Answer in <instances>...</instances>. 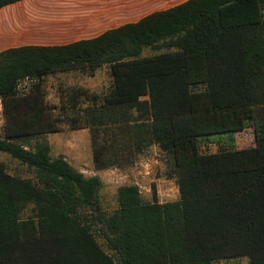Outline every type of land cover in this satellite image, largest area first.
Listing matches in <instances>:
<instances>
[{
	"label": "trees",
	"instance_id": "16d2710c",
	"mask_svg": "<svg viewBox=\"0 0 264 264\" xmlns=\"http://www.w3.org/2000/svg\"><path fill=\"white\" fill-rule=\"evenodd\" d=\"M104 67L108 89L60 87L59 106L45 101L46 75ZM26 79L36 83L20 90ZM0 99V153L32 173L0 164V264H264V0H189L95 39L8 50ZM64 124L90 130L95 171L159 146L180 200L145 204L122 186L118 208L96 215L100 180L50 154L47 135ZM250 125L252 148L201 149Z\"/></svg>",
	"mask_w": 264,
	"mask_h": 264
},
{
	"label": "rangeland",
	"instance_id": "374dc122",
	"mask_svg": "<svg viewBox=\"0 0 264 264\" xmlns=\"http://www.w3.org/2000/svg\"><path fill=\"white\" fill-rule=\"evenodd\" d=\"M147 50L144 55H152ZM20 90L32 86L28 79L24 80ZM69 86H80L87 88L90 92L100 93L110 86V77L101 71L95 78H83L74 75L68 78ZM72 84V85H71ZM5 119L3 108L0 110V137L3 136ZM62 130L50 134L48 142L53 159L63 157L77 171L86 178H98L101 182L97 198L98 211L102 216L111 215L119 206L118 190L122 186H137L143 203L165 204L180 200V191L177 176L169 156L157 145L144 148L141 152L133 153L127 162L129 155L127 151L120 153L117 157L122 166L113 167L104 171H95L92 157L91 139L86 131L74 130L69 124H64ZM233 146L237 149H247L255 146V135L253 126L235 134L233 142L228 138L211 137L200 142L204 152L214 153L220 146ZM0 164H3L7 172L21 178H32L31 171L9 155L0 153ZM95 206V207H96ZM31 214L30 211L27 215ZM100 215V216H101ZM26 217V216H25ZM96 234L98 243L103 249L111 254L105 241L104 233L107 232L101 221L96 222Z\"/></svg>",
	"mask_w": 264,
	"mask_h": 264
},
{
	"label": "crops",
	"instance_id": "0c3cea01",
	"mask_svg": "<svg viewBox=\"0 0 264 264\" xmlns=\"http://www.w3.org/2000/svg\"><path fill=\"white\" fill-rule=\"evenodd\" d=\"M187 1L20 0L0 8V54L23 47L53 48L95 39L108 31L137 23L153 13L169 10ZM101 71L109 76L107 67L94 77H88L87 73L76 69L49 74L45 76L40 89L47 103L59 106V88L69 86L68 78L74 75L85 79L95 78ZM77 130L86 131L91 139L89 129Z\"/></svg>",
	"mask_w": 264,
	"mask_h": 264
},
{
	"label": "built area",
	"instance_id": "2783aa9c",
	"mask_svg": "<svg viewBox=\"0 0 264 264\" xmlns=\"http://www.w3.org/2000/svg\"><path fill=\"white\" fill-rule=\"evenodd\" d=\"M2 109V101H1V99H0V110Z\"/></svg>",
	"mask_w": 264,
	"mask_h": 264
}]
</instances>
